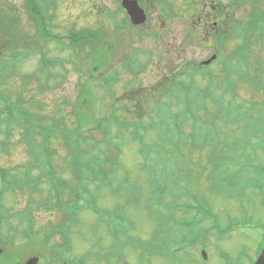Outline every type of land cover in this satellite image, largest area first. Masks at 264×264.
<instances>
[{"label": "rangeland", "instance_id": "obj_1", "mask_svg": "<svg viewBox=\"0 0 264 264\" xmlns=\"http://www.w3.org/2000/svg\"><path fill=\"white\" fill-rule=\"evenodd\" d=\"M15 1L18 2L17 4L21 2V0ZM121 1L58 0V3L55 2L56 9L54 10L53 23L61 26L60 28L53 27L52 33L60 34L63 38V44H69L68 40L65 39V35L72 25L77 31H101L104 41L102 40V48L98 51L97 49L93 50L94 47L90 45L85 46L87 50L85 49L86 52L82 54L83 57L89 55V58L85 63L84 72H77L72 68L71 71H65L63 66L72 63L68 54L69 51H60L58 44L55 43L50 44L49 47L44 46L43 49L50 56L62 61V68L57 67L55 71L64 76L68 75V83L65 84L64 80H61L59 84H56L57 86L52 85L50 92L47 91L44 92L47 94L39 95V100L51 103L55 99L60 100L66 96L71 101L77 97V106L83 114L92 113L95 114L96 118H100L104 115L110 116L113 112L115 115L121 114L124 118L123 121L130 118H135L136 121L141 118L144 124V122L148 123L150 121L148 119L144 121L143 119L149 116L150 108L158 104L159 99L175 103V110L179 108L178 102H180L181 96H176L179 88L177 87L173 95H170L169 92L173 90V84L178 79H185L183 84L188 85V72L194 64L201 65L200 63H202L203 66L210 67L209 71H211L217 82L221 70L218 58L208 60L214 53L212 46L215 43L209 28L216 23V13L219 19H217L218 23L215 26V31L219 29L220 22L224 24L225 18H227V22L231 23L236 18H240L241 14L243 16L242 10L231 8L229 5L230 0H137L146 12V23L134 24L122 29L116 24L121 15L118 14L116 19L112 17L113 10H116L118 3ZM246 3L248 7H251L252 0H246ZM204 6L206 9L203 11ZM171 7H174L173 11L169 9ZM220 28L222 29V25ZM31 49L36 50V47L32 46ZM96 54L98 59H96ZM37 57L38 55L26 61L27 63L21 69L22 74L28 73L31 77L37 73L39 74ZM130 59H137L142 62L145 69H143L144 73L142 72L140 79H136L137 76L129 72L126 73L125 71L123 73L124 70L121 69L122 64ZM95 60L107 63L104 67L102 64L94 63ZM205 62H207L206 65H204ZM262 64L264 67V63ZM110 70H120L123 74L120 84L112 89L117 92V98L116 94H111L105 100L109 91L100 93L102 89H98L95 77H99L98 80H103L104 77L101 78L100 76H105ZM131 80H134L136 84L127 89L129 86L123 83H128ZM15 81L17 79L13 82ZM86 81H90V87L93 83L95 84L92 91L94 95L85 86L92 97H86L85 94L80 92ZM208 84L209 80L201 75L197 79V85L202 89L195 87L190 88L189 93L187 92L191 98L196 100V103L191 104L194 112L203 116L209 115L211 113L210 109L215 112L213 106L209 103L208 106L202 105V95L201 100L198 96L211 89ZM12 88L13 86H8V91H3L10 95V89ZM31 90L37 94L38 91H42L37 86L31 87ZM131 90H134L132 95L131 93L128 94ZM181 90H185V88H181ZM215 90L216 88L211 90L209 94L212 95ZM237 94L241 101L253 102L260 100L257 95L254 97L251 91H247L244 87H241ZM102 95H104V99L100 98ZM133 97L137 99L138 103L135 104L134 101L129 100ZM111 99L116 102L115 105L121 104V106H112ZM51 110L50 107L49 111ZM200 119V122L204 123H195L194 130L185 128L186 132H191V140L187 147L188 151H184L191 164L186 165V167H182L180 164L177 165L179 161H174L168 165L158 164V174L159 178L161 175L163 176L165 184H171L169 186L173 190L183 187L189 188L199 198L201 208L219 223L221 229L247 225V231L238 228V230L234 229L235 232L223 234L221 238H218L217 230L212 227L213 221L211 218L205 219V221L200 220L202 222L198 225V229H203L209 233L208 249L206 250L208 254L207 261L200 257L201 243L181 253L176 252L173 248L170 251L171 255L167 253L170 260L161 254L155 256L157 251L151 258L146 257L148 256V245L149 243L154 245L153 240L156 234H165L169 229L160 217V208L156 211H152L150 208L152 186L149 181L151 178L145 170H142V167L137 166V164L144 163L143 159L138 157L137 164L135 163L136 156L134 154L137 145L131 143V140L130 144L124 145L123 157L121 156L120 159L122 158L127 171L131 172V178L134 180L132 184L137 186L139 190V192L133 194L137 202L126 203L123 201L122 196H114L106 190L100 194L102 198L99 199L95 184L87 181L84 185L89 188V192H87L84 200L76 202V208L87 204L88 201L93 202L95 205L96 202L94 201L98 200L97 202L104 209L117 210V208H120L122 211L110 223H107V216H96L90 210L81 211L80 215L76 216V220L79 221L76 222L77 225L72 229V232L69 224L71 219L66 220L63 214L53 208L50 210L45 209L49 206L45 180L42 181V193L39 194L43 199L36 203L33 198L40 199L39 196H32L22 189L23 182H19V180H22L21 171L26 167H30L26 151L19 146L15 149L13 155L9 157L1 156L0 166L10 168L8 172L10 176H12L11 173L14 174L13 181L20 183L21 186L10 188L3 197L4 209L0 211V219L3 217L1 212L15 216V218L8 217L6 220L7 225H3L0 232L3 240L6 241L5 244L0 245V264H27L29 260L38 256L45 259L53 257V261L57 262L56 264H68L65 260L67 257L69 260H75L74 262H77V264H140L143 262L144 264H224L221 252H224L225 255L230 254L232 261H235L243 250L246 251V255L242 256V264H250V261L256 259L257 245L263 235L262 229L254 228L259 224L258 219L264 222V190L257 188L255 184V177L260 173H254L255 177L252 173L251 176L248 175L247 179H241L237 191H233L229 187L226 181L227 176L224 174H220L216 178L213 176L217 171L216 160L226 154L225 144L240 139L244 126L218 119V130H214V124L210 120H204L202 116H200ZM93 127L90 126V128ZM150 127L156 128L157 125ZM110 128L114 134L123 129V126L116 129ZM151 130L146 132H149L146 137L147 143L155 142L157 139L155 132ZM220 134L222 155H219L221 153H213L209 148L207 149L206 146L202 145V142L207 141L205 144L211 146L213 143L212 136L219 139ZM95 136L102 137L103 135L95 132ZM15 141H18V139ZM196 141L198 143L194 145ZM261 149L258 148L260 151L257 152L252 151V154H257L260 161L264 162V152ZM60 152L61 155L65 154L62 149ZM162 152L167 154L173 152V149ZM159 156L158 153H153L150 157L155 160ZM161 156L163 157V155ZM202 158L209 162L207 166L209 173L206 172V169L204 172L199 168L202 167L200 163ZM254 163L256 165L258 161L255 162L254 160ZM164 167H166L167 173H163ZM61 170L64 171V169H59V173ZM191 171L196 173L191 176L193 174L190 173ZM234 173L235 170L233 169L231 174L234 175ZM263 173L261 171L258 179L264 183ZM203 175L205 176L202 177ZM29 176L35 177L36 175L32 171ZM175 176L179 179H175ZM63 180L73 185L77 184L69 172L63 174ZM173 180L179 185L177 183L173 184ZM0 182L2 187L1 177ZM1 189L3 190V188ZM89 195L94 199L93 201L89 199ZM177 198L178 196L169 198L170 203L177 205L182 204L184 201L188 202V200H184V197ZM40 202H43L42 209L39 207ZM70 207L74 210L72 204H70ZM147 207L149 210H146ZM27 209H33L34 214L28 213L19 216L20 212L27 211ZM97 209L103 212L99 207ZM178 214L183 217L180 211ZM32 216L35 217L36 222L33 232H30L32 237L27 239L24 231L27 232L28 226L33 223ZM251 218L254 220L248 221ZM3 221L5 220L3 219ZM61 230L63 235L68 233L69 245L64 244V236L61 238ZM46 231L50 233V236L43 237ZM13 238L14 244H11ZM57 244H60L64 249L58 248ZM173 247L177 246L174 245ZM69 249L70 252L65 254L64 252ZM144 258L146 259L144 260Z\"/></svg>", "mask_w": 264, "mask_h": 264}, {"label": "trees", "instance_id": "obj_2", "mask_svg": "<svg viewBox=\"0 0 264 264\" xmlns=\"http://www.w3.org/2000/svg\"><path fill=\"white\" fill-rule=\"evenodd\" d=\"M55 2L58 3V0H21L19 4L15 0H0V155L9 157L19 146L26 151L30 167L22 169V180L19 182H23L22 189L26 192L32 196H39L42 193V181L45 180L49 205L44 206L45 209L50 210L55 207L56 210L59 209L66 220L71 219L69 224L72 229L77 221L76 216H79L81 211L97 208L96 203L94 205L90 201L81 205L82 208L79 206L81 209L76 208V202L84 200L89 192V188L84 185L87 181L95 184V190L112 188L117 184V189H124L128 194L127 199L133 198L137 202L133 194L139 190L132 184L134 180L125 172L124 163L122 158L120 159L125 149L124 145L130 144L131 140V143L137 144V152L141 151L139 154L144 160V163L137 164V166L147 171L151 178L149 183L152 186L150 198L152 211H156L162 205H167L166 201L171 197L178 196L177 199H180L182 194H191L189 188L173 190L168 184H164L165 181L156 180L155 176L158 173V164L168 165L174 161H179L177 165L180 164L182 167L191 164L190 159L184 154V151H188L187 147L191 140V132H186L185 128L194 130L195 123L201 121L200 116L204 120H210L214 124V130L219 127L218 119L244 126L240 139L231 143L226 142L225 150L228 155L225 156L223 163L218 162L223 170L220 174L227 176L226 181L233 191L238 190L241 179H247L252 173L254 176V173L264 172V162L260 161L257 154H252V151H260L258 148H262L264 152V67L262 64L264 63V54H262L264 53V0H252L251 7L247 6L246 0H230V7L242 10L243 16L241 14L240 18H236L231 23L225 18V26L223 22H220L219 29L215 31L217 19H219L216 13V24L212 25L211 32L215 40L212 48L214 54L218 56L221 70L217 82L209 71L210 67L202 68L194 64L188 72V85L183 84L185 79H178L173 84V90L169 92L173 95L177 87L179 88L176 95L181 96L178 102L179 108L175 110V103L159 99V103L150 108L149 116L143 119L150 121L144 124L141 118L136 121L135 118L123 121L121 114L115 115L113 112L110 116L104 115L100 118H96L92 113L83 114L77 106V97L71 101L66 96L60 100L55 99L51 103L39 100V95L50 92L52 85L57 86L56 84H59L61 80H64L65 84L68 83V75L64 76L55 71L57 67L62 68V61L50 56L43 49L44 46L49 47L50 44L55 43L58 44L60 51H69L72 63L63 66L65 71H71L72 68L77 72H84L85 63L89 58V55L83 57L82 53L87 50L85 46L90 45L94 47L93 50L98 51L102 48V40L104 41L101 31H77L72 25L65 35L69 44H63L60 34L52 33L53 27L60 28L61 26L53 23ZM121 10H117L112 17L116 19L117 15L122 13ZM119 23L122 29L130 26L127 16H122ZM32 46H35L36 50L31 49ZM37 55L39 74L33 77L28 73L22 74L21 69L27 63L26 61ZM94 63L105 67L107 62L95 60ZM121 69L124 70L123 73L129 72L137 76L136 79H140L145 68L141 61L130 59L122 64ZM123 73L120 70H110L105 76H100L104 77L103 80L95 77V83H98L96 86L99 90L102 89L100 93L109 91L105 100L111 94L117 93L112 89L121 82ZM201 75L209 80L208 87L211 89L198 96L201 100L202 95V105L208 106L209 103L215 110L214 112L210 109L211 113L204 116L194 112L191 104L196 103V100L187 94L190 88L198 87L197 79ZM15 79L17 81L13 82ZM89 83L90 81L84 82V87L80 91L86 97L91 96L86 87L90 92L95 87L94 83L91 87ZM126 84L129 89L136 82L131 80ZM8 86H13L10 89V95L3 91H8ZM33 86H37L42 91L35 93L31 90ZM241 87L251 91L254 97L257 95L260 100L241 101L237 94ZM181 88H185L186 91H180ZM214 88H216L215 92L212 95L209 94ZM132 91L134 90L129 91L128 94L132 95ZM92 93L94 95V92ZM100 98L104 99V95ZM129 100L134 101L135 104L138 103L135 97ZM111 101L112 106H121V104L115 105L116 102L113 99ZM50 107L51 111H49ZM161 124L163 127L160 130L158 128ZM156 125V128L150 127ZM90 126L94 127L90 128ZM122 126L123 129L114 134L110 128L116 129ZM149 130L155 132L157 139L146 146L145 138ZM147 131L149 132L146 133ZM95 132L103 136L97 137ZM16 139L18 141H15ZM212 139L214 142L212 145H215L213 149L205 144L207 141L202 142V145L209 148L211 152H222L221 142L216 143L213 136ZM197 143L198 141L194 145ZM61 149L65 152L64 155H61ZM170 149H173V152L167 154L162 152L170 151ZM153 153H158L161 159L151 160L150 156ZM254 160L258 161V164L255 165ZM146 161H150L152 167L147 166L149 162ZM59 169H64V171L61 170L59 173ZM233 169L235 170L234 175L231 174ZM8 171L9 169L0 167V177L3 181L0 198L10 188L21 186L20 183L13 181L14 174L11 173L12 176H10ZM32 171L35 177L29 176ZM65 172L73 176L76 185L63 180ZM163 173H167L166 167ZM190 173H193L191 175L193 176L196 172L191 171ZM260 174L254 177L258 185L262 186L263 182L258 179ZM213 176L216 178L218 175ZM175 179L179 177L175 176ZM172 182L177 183L174 180ZM160 184L164 185L159 186ZM39 198H33V201L36 203L43 199L41 196ZM89 199L94 200L90 195ZM59 201H64L63 207ZM70 204L73 205L74 210ZM186 205L189 207V204ZM41 206L43 202H40L39 206L43 208ZM175 207L179 210L186 208L181 204ZM146 210L149 208L147 207ZM28 213L30 210H27L25 215ZM99 213L102 217L108 215L104 211ZM1 214L4 213L1 212ZM201 219L203 218L194 219L191 227L184 232V238L181 239L184 246L194 245L200 240L196 227ZM48 235L50 236V233ZM66 244L68 245V242ZM148 256L152 257L151 251H148Z\"/></svg>", "mask_w": 264, "mask_h": 264}, {"label": "water", "instance_id": "obj_3", "mask_svg": "<svg viewBox=\"0 0 264 264\" xmlns=\"http://www.w3.org/2000/svg\"><path fill=\"white\" fill-rule=\"evenodd\" d=\"M123 5L127 9L128 13L131 16L134 23H136V24L144 23L145 15H144L143 10H141L140 7L138 6L137 2L125 1V2H123ZM37 263H38L37 259H31L28 261L27 264H37ZM257 264H264V254L259 259Z\"/></svg>", "mask_w": 264, "mask_h": 264}]
</instances>
